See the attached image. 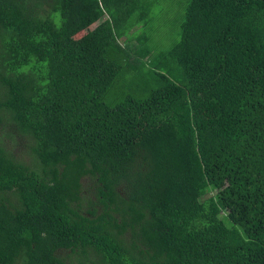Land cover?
Returning a JSON list of instances; mask_svg holds the SVG:
<instances>
[{
  "label": "trees",
  "instance_id": "obj_1",
  "mask_svg": "<svg viewBox=\"0 0 264 264\" xmlns=\"http://www.w3.org/2000/svg\"><path fill=\"white\" fill-rule=\"evenodd\" d=\"M152 2L0 0V110L36 161L0 145V264H264V0H189L158 52ZM132 57L156 85L106 103Z\"/></svg>",
  "mask_w": 264,
  "mask_h": 264
},
{
  "label": "rangeland",
  "instance_id": "obj_2",
  "mask_svg": "<svg viewBox=\"0 0 264 264\" xmlns=\"http://www.w3.org/2000/svg\"><path fill=\"white\" fill-rule=\"evenodd\" d=\"M188 1L153 0L150 6V24L146 28L148 37L151 36L150 46L153 47V52L165 51L179 39V26ZM141 31L142 28H140L139 32ZM83 33H79L78 36ZM120 41L122 40L120 39ZM132 58L131 62L133 64L126 66L123 63L122 72L105 95L104 101L106 103L114 105L127 95L143 99L156 85L152 69L145 60V57ZM33 143L32 137L17 130L11 119L0 110V145L5 147L14 157L35 167L36 161L31 151ZM94 179V177L86 175L81 180L84 198L80 202V209L85 214L92 207L97 210L101 208L97 203L98 198L94 190L96 179ZM65 253L67 254L64 257L65 264H78V258L75 254H72L70 251H66Z\"/></svg>",
  "mask_w": 264,
  "mask_h": 264
}]
</instances>
